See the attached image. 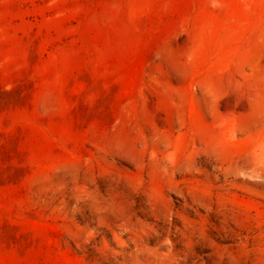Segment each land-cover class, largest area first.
I'll return each mask as SVG.
<instances>
[{"label":"rangeland","instance_id":"rangeland-1","mask_svg":"<svg viewBox=\"0 0 264 264\" xmlns=\"http://www.w3.org/2000/svg\"><path fill=\"white\" fill-rule=\"evenodd\" d=\"M0 264H264V0H0Z\"/></svg>","mask_w":264,"mask_h":264}]
</instances>
